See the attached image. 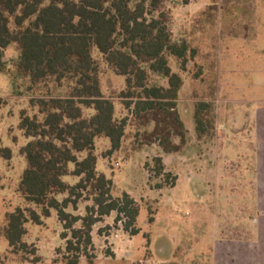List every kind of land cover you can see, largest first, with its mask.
Instances as JSON below:
<instances>
[{"label": "rangeland", "instance_id": "1", "mask_svg": "<svg viewBox=\"0 0 264 264\" xmlns=\"http://www.w3.org/2000/svg\"><path fill=\"white\" fill-rule=\"evenodd\" d=\"M160 6L173 36L197 49L184 69L169 58L183 79L177 103L187 129L181 155L167 159L165 170L172 176L154 175V142L143 143L132 124L122 148L112 153L108 140L98 137L96 169L112 179V196L127 192L133 198L139 209L133 226L124 229V219L116 221L112 211L93 225L91 245L68 252L70 230L52 211L43 225L26 224L24 240L35 244L39 261L9 253L2 236L0 264H63L73 253L79 264H264V0H162ZM93 54L102 92L114 97L116 116L131 117L117 98L124 77L97 50ZM16 57L13 46L6 49L8 66ZM208 64L195 76L199 65ZM151 82L165 85L166 79L152 74ZM17 85L21 94L7 74H0V148L12 152L10 159L0 156V227L7 211L24 205L17 185L26 166L20 148L29 138L18 125L20 111L32 109L22 82ZM210 88L215 89L214 132L198 140L194 104ZM87 197L67 210L84 216L92 203ZM80 225L79 220L74 228ZM62 232L68 236L62 238Z\"/></svg>", "mask_w": 264, "mask_h": 264}, {"label": "trees", "instance_id": "2", "mask_svg": "<svg viewBox=\"0 0 264 264\" xmlns=\"http://www.w3.org/2000/svg\"><path fill=\"white\" fill-rule=\"evenodd\" d=\"M161 2L0 0V74L10 77L16 94H21L17 81L22 82L32 109L31 114L20 111L18 125L29 138L20 148L26 166L17 185L24 205L7 211L0 227L8 252L20 255L22 261H39L35 244L24 240L26 224L43 225L52 211L70 230L68 252L91 245L93 225L112 211L117 212L116 221L124 219V229L133 226L139 212L133 198L127 192L112 196V179L96 169L93 149L98 137L108 139L112 153L122 147L126 127L132 124L143 143H157L163 153L184 150L187 129L177 106L183 79L172 70L169 58L184 69L197 49L173 36ZM11 46L17 57L8 66L5 51ZM94 50L124 77L125 87L117 98L131 117H117L114 97L102 92ZM205 66L212 65H199L195 76ZM152 74L166 79V84L151 82ZM214 90L210 88L194 104L198 140L214 132ZM0 156L10 159L11 149L0 148ZM153 161L156 177L172 176L160 155ZM67 176L77 181L70 183L64 179ZM84 194L92 201L86 214L68 211L70 206L76 209ZM79 220L81 225L74 228ZM67 236L61 233L62 238ZM63 264H79V255H68Z\"/></svg>", "mask_w": 264, "mask_h": 264}, {"label": "crops", "instance_id": "3", "mask_svg": "<svg viewBox=\"0 0 264 264\" xmlns=\"http://www.w3.org/2000/svg\"><path fill=\"white\" fill-rule=\"evenodd\" d=\"M175 72H177V71H175ZM177 106H178V103H177ZM156 155H160L162 157V160H163V163H164L165 167L168 168V166H167V159L168 158H174L176 155H181V153L180 154L179 153L178 154L177 153H163L162 150H161V148L159 147V145L157 143H154V156H156Z\"/></svg>", "mask_w": 264, "mask_h": 264}]
</instances>
